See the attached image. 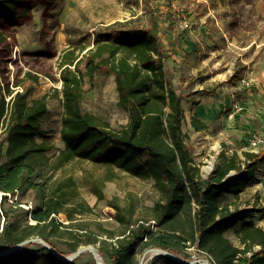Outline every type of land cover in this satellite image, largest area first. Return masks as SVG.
Wrapping results in <instances>:
<instances>
[{
  "label": "trees",
  "instance_id": "16d2710c",
  "mask_svg": "<svg viewBox=\"0 0 264 264\" xmlns=\"http://www.w3.org/2000/svg\"><path fill=\"white\" fill-rule=\"evenodd\" d=\"M39 1L0 0V53L10 47L8 31L29 22ZM148 16L151 20L148 29L138 27L114 40H97L86 52L81 49L77 53L79 49L69 48L63 53L59 70L64 98L61 138L65 148L56 158L48 156L54 146L42 127L49 112L46 97L31 101L33 87L14 93L9 85L5 86L12 97L10 101L5 97L0 99L3 119L0 191L32 189L44 201L40 209L36 207L32 211L36 224L29 223L27 213L25 228L16 223L4 224L0 237L2 250L35 237L58 250L56 238L61 227L66 231L69 228L58 217L60 214L71 217L66 209L70 200L68 191L63 187L74 189L75 182L68 178L58 183L48 196L45 192L58 171L81 159L152 180L160 194L152 219L157 229L142 222L128 233L122 232L115 241H109L115 236L101 240L98 235H90L85 242L70 243L71 254L84 243L96 246L101 256L113 264H137L138 254L146 249L159 247L182 253L196 245L213 264H264V228L254 221L257 214L264 215V207L240 208L225 202L227 195L238 200L241 192L256 179L257 171L264 167V151H247L241 156L238 151L230 154L224 147L213 173L203 179L183 130L185 98L177 92L165 70L166 62L173 56L169 48L179 49L184 31L173 28L172 32L178 34H171L170 28L178 23L172 10L159 15L150 9ZM234 18L238 22L236 11ZM83 61H87L85 72L80 68ZM102 68L115 76L118 106L128 115V123L121 130L82 110L84 79H93ZM28 76L34 82L38 80L30 73ZM190 124L197 132L209 128L197 114L191 117ZM2 155L6 162H2ZM232 172L237 178L230 177ZM93 192L104 199L99 185L93 187ZM4 212L7 219V211ZM239 226L236 236L240 246H237L226 234ZM158 258L166 264H181L164 256L154 259ZM0 264L76 263L62 261L40 246L36 251L22 248L0 256Z\"/></svg>",
  "mask_w": 264,
  "mask_h": 264
},
{
  "label": "rangeland",
  "instance_id": "374dc122",
  "mask_svg": "<svg viewBox=\"0 0 264 264\" xmlns=\"http://www.w3.org/2000/svg\"><path fill=\"white\" fill-rule=\"evenodd\" d=\"M46 1L37 3L29 22L8 31L10 47L0 53V77L7 97L11 95L6 91V85L14 93L33 87L31 101L46 97L49 112L42 127L54 146L49 157L56 158L65 148L61 138L64 98L59 70L63 53L69 48L79 49L77 53L81 49L86 52L97 40H114L138 27L148 29L150 9L159 15L172 10L178 23L170 28L171 34H178L172 32L173 28L184 31L179 49L169 48L173 56L166 62L165 70L177 92L185 98L183 130L188 135L187 143L195 163L201 168L203 179L213 173L224 147L230 154L238 151L242 156L244 152H252L248 145L252 135L264 138V0ZM235 11L238 22L234 18ZM86 64L87 61H83L80 65L83 72ZM28 73L38 80H31ZM17 83L19 87H16ZM0 89L1 99L5 96L2 87ZM84 90V112L95 114L116 130L127 125L128 115L118 106L115 76L109 74L108 69L98 70L93 79L86 77ZM197 112L209 126L207 131L197 132L191 126V117ZM2 131L3 119L0 118V139ZM261 151H264V145L254 153ZM2 162H6L4 155ZM230 177L235 178L236 173L232 172ZM68 178L75 182L74 189L63 187L68 191L70 200L66 209L71 217L60 214L58 218L69 228L66 231L61 227L56 238L58 252L66 253L65 256L71 254L70 243L85 242L90 235H98L101 240L115 236L109 239L115 241L122 232L128 233L138 223L150 222L160 200L152 180L136 178L117 168L81 159L71 161L58 171L45 195L51 194L58 183ZM95 185L101 187L104 199L94 194ZM19 191V201L31 202L37 209L42 207L44 199L40 193L25 188ZM225 202L233 207L263 208L264 167L257 171L256 179L241 192L238 200L227 195ZM5 208V223L27 227L26 213H29L24 208H13L9 204ZM1 220L0 217V237ZM254 221L264 228L263 214H257ZM239 228L226 234L237 246H240L236 236ZM40 246L31 244L24 249L36 251ZM84 246L81 243V247ZM147 250L138 254L137 264ZM174 253L189 262L207 259L213 264L196 245L182 253ZM102 258L106 264H113L107 257ZM75 263L96 264V261L91 253H84ZM148 264L166 263L158 258Z\"/></svg>",
  "mask_w": 264,
  "mask_h": 264
},
{
  "label": "water",
  "instance_id": "95a60500",
  "mask_svg": "<svg viewBox=\"0 0 264 264\" xmlns=\"http://www.w3.org/2000/svg\"><path fill=\"white\" fill-rule=\"evenodd\" d=\"M31 244H40L43 247H46L51 253H53L56 257H58L59 259H61L62 261L65 262H69L72 263L74 262L78 257H80L81 255H83L84 253H91V255L94 257L96 264H101L99 263V256H101L98 248L94 245H89V246H84L79 248L76 252L65 256L61 253L58 252V250H56L55 248H53L50 244H48L44 239L39 238V237H35V238H31L25 241H22L20 243H17L16 245L0 250V256H8L11 255L12 253H14L15 251L22 249L24 247H26L27 245H31ZM147 254H150V257L146 259V263L148 264L151 260H153L155 257L158 256H164L167 257L171 260H174L176 262H179L181 264H197V261H193V262H189L183 258H181L180 256H178L177 254H175L174 252H170V251H166L162 248L156 247V248H150L149 250H147V252L144 254L140 264H144L145 262V256ZM102 257V256H101Z\"/></svg>",
  "mask_w": 264,
  "mask_h": 264
},
{
  "label": "built area",
  "instance_id": "2783aa9c",
  "mask_svg": "<svg viewBox=\"0 0 264 264\" xmlns=\"http://www.w3.org/2000/svg\"><path fill=\"white\" fill-rule=\"evenodd\" d=\"M4 84L1 80V77H0V87H2V93L4 94L5 96V99L7 101H10L11 97L12 96H9L7 97L6 96V93L4 91ZM1 90V89H0ZM248 145L250 147V150L252 152H255L257 149H259L260 147H262L264 145V138L260 135H257V134H254L252 135L249 140H248ZM20 196V191L18 190H15V191H0V217H1V221H3L2 223V228H1V232L3 231V228H4V224H5V221H6V217H5V205L6 204H9L10 206H12L13 208H24L28 213V220L30 222H33L36 224V221L33 220V217H32V211L35 209L32 205V203L30 202H26V203H22V201H19L18 200V197ZM148 224H151V226L153 227V229H156V222L155 221H150L147 223Z\"/></svg>",
  "mask_w": 264,
  "mask_h": 264
},
{
  "label": "bare ground",
  "instance_id": "6f19581e",
  "mask_svg": "<svg viewBox=\"0 0 264 264\" xmlns=\"http://www.w3.org/2000/svg\"><path fill=\"white\" fill-rule=\"evenodd\" d=\"M149 257H150V254H147L145 256V262H144V264H147L146 263L147 262L146 259L149 258ZM196 261H197V264H211L210 261L207 260V259H201V260H196ZM99 263L106 264L105 261H104V259L101 256H99Z\"/></svg>",
  "mask_w": 264,
  "mask_h": 264
},
{
  "label": "crops",
  "instance_id": "0c3cea01",
  "mask_svg": "<svg viewBox=\"0 0 264 264\" xmlns=\"http://www.w3.org/2000/svg\"><path fill=\"white\" fill-rule=\"evenodd\" d=\"M201 119H202V117H201V115H200V113L199 112H197L196 113ZM203 120V119H202ZM204 121V120H203ZM6 206V205H5Z\"/></svg>",
  "mask_w": 264,
  "mask_h": 264
}]
</instances>
